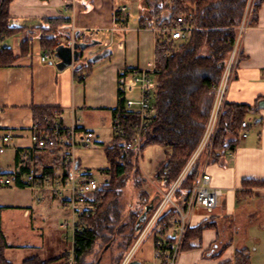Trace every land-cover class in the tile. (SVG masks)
<instances>
[{
    "label": "crops",
    "instance_id": "obj_1",
    "mask_svg": "<svg viewBox=\"0 0 264 264\" xmlns=\"http://www.w3.org/2000/svg\"><path fill=\"white\" fill-rule=\"evenodd\" d=\"M116 8L115 0L12 1L10 24L25 28V31L6 39L17 60L11 66L0 67V136L7 132L13 136L10 145L15 166L10 172H18L21 161L24 166H35L39 170L44 166L56 168V174L65 171L62 165L57 167L60 163L57 155L63 159L57 150L36 147L31 140L29 129L35 122L34 106L56 107L60 110L57 119L61 123L69 127L78 122L86 131L95 134L93 142H102L103 133L110 130L112 141L113 110L119 104V73L128 68L152 69L156 66L153 28L141 27L136 21L130 24L128 14L115 16ZM59 18L71 21L57 31V35L61 34L68 43L73 37L79 42L93 38L101 42L84 52L78 63L80 66L86 65L93 55L109 50L107 56L92 66L85 81L75 74L77 63L59 70L56 66L59 59L53 54L42 61L45 54L41 46L42 34L36 29L44 26L48 19ZM29 31L33 38L29 53L24 55L21 42L30 36ZM240 53L242 58L229 83L226 101L255 106L258 100L261 99L259 103L264 100V1L257 20L247 24ZM249 116L253 117L256 127L246 118L250 124L248 136L238 141L232 154L205 168L212 176V185L221 188L224 195L213 212L196 208L197 212L195 210L190 218L191 227L205 219H213L215 226L203 231L200 245L183 250L178 264H224L234 261L239 250H245L249 256L247 264H264V187L243 186L246 179L264 180V107L260 106ZM24 153L28 158L23 156ZM23 180L24 174L17 181L19 186L7 187L27 189L31 194V203L17 205L21 210V221H15L14 216L7 218L6 214L12 210L0 204L3 207V231L9 243L5 257L12 264H24L31 258L44 264H60L67 253L68 242L60 230L44 228L41 214L45 210L39 211L37 206L55 202L56 210L50 204L46 208L52 216L61 214V217L67 210L61 199L48 191L37 200L36 192L23 185ZM258 220H261L259 224ZM144 244L137 259L142 264H150L153 244L151 241Z\"/></svg>",
    "mask_w": 264,
    "mask_h": 264
},
{
    "label": "trees",
    "instance_id": "obj_2",
    "mask_svg": "<svg viewBox=\"0 0 264 264\" xmlns=\"http://www.w3.org/2000/svg\"><path fill=\"white\" fill-rule=\"evenodd\" d=\"M13 0H0V67H8L15 63L12 47L7 44L6 39L17 35L25 28L10 24L9 8ZM264 0H148L151 7L150 16L140 17V26L152 28L154 19L157 18V26L162 28L165 24H172L181 13L191 15V23L195 27L190 38L173 41L171 34L159 31L156 34L155 61L160 73L157 80V91L154 96L156 114L151 126L143 138L141 150H122L123 138L113 132L111 144L105 147V154L109 166L100 169L101 172L110 175V180L97 192V200L100 206L90 219V229L78 237L82 247L80 264L84 263L85 257L94 251L98 240L107 245H112L122 238L125 245L123 253L116 264H120L128 253L134 241L140 235L136 232L135 225L145 207L154 198L146 190L147 179L142 176L140 167V153L150 145H162L167 148L164 160L160 163L154 173V178L159 183L162 192H167L178 179L184 168L189 163L204 134L214 100L213 87L219 82L224 64L227 62L238 35L245 14L250 10L249 24L258 18L259 9ZM160 15V16H159ZM71 23L69 18L48 19L44 26L36 31L41 36V46L45 52L51 55L55 53L56 47L63 44L57 31ZM29 31L28 37L21 42L22 54L29 53V46L33 36ZM76 39V38H75ZM77 40V39H76ZM72 40H69V43ZM85 40V42H91ZM68 43V44H69ZM242 56L240 55L239 61ZM81 60V59H80ZM96 62L91 59L87 64L75 69V74L85 81L91 73V68ZM130 68L119 73V104L113 110L114 121H126L129 116L124 107L123 91L121 89V78ZM261 100V99H260ZM235 104L226 102L216 137L211 149H207L197 159V162L180 183L175 197L190 190L201 175L198 162L203 154H208L212 162H220L227 154L235 151L238 144V136L243 121L247 116L260 109L258 105ZM34 121L44 118L56 120L60 110L51 106L32 107ZM58 166L67 168L62 163L61 157ZM17 160V157H16ZM30 166L22 167L18 172L6 173L15 177L18 181L21 175ZM44 173H55L56 168L44 166ZM3 176L0 173V178ZM132 183L138 191L140 209H132L128 216L123 215L121 199L125 188ZM244 187H264V180H244ZM3 186L0 184V188ZM249 194V191H246ZM162 194L160 195V198ZM156 202V200H155ZM3 207L0 205V264H12L5 257V250L9 247L7 237L3 231L2 220ZM173 210H169L162 220L170 219ZM151 211L149 212L150 215ZM215 226L211 219H205L196 226H190L184 249L194 248L200 245L202 233L205 229ZM166 237L161 241L165 244ZM100 257H98L99 259ZM97 259V260H98ZM94 262V264L97 262ZM249 256L245 250L236 252L234 261L224 264H247ZM24 264H44L36 258L25 261ZM46 264V263H45ZM60 264H68L66 255Z\"/></svg>",
    "mask_w": 264,
    "mask_h": 264
},
{
    "label": "built area",
    "instance_id": "obj_3",
    "mask_svg": "<svg viewBox=\"0 0 264 264\" xmlns=\"http://www.w3.org/2000/svg\"><path fill=\"white\" fill-rule=\"evenodd\" d=\"M253 0H250L252 2ZM70 6H68L69 8ZM127 11L126 6L118 7L115 16ZM250 10L238 28L233 50L224 64V70L219 82L213 87L214 100L207 125L195 153L184 168L178 179L154 205L148 214L140 235L134 241L128 253L120 264H130L137 259V254L145 242L153 244V259L150 264H178L184 250L186 236L190 228V218L198 207L213 212L223 198V190L212 185V176L204 168L197 183L188 191L182 193L178 199L175 193L186 175L191 171L198 157L207 149H211L221 121L226 104V94L230 81L234 78L240 57V43L250 19ZM191 15L181 12L172 24H165L162 28L154 22L152 27L155 34L166 31L171 34L173 41L190 38L195 27L191 23ZM94 39V38H93ZM72 41H75L73 37ZM51 54L45 52L42 61H46ZM160 70L157 66L152 69L131 68L121 78V89L124 93V107L129 118L113 124V131L123 138L122 150L128 152L134 149L141 150L143 138L150 129L153 117L156 114L154 96L157 91V80ZM30 137L33 144L39 148L57 150L67 166L62 174L44 173L35 166L25 171L24 184L36 192L37 200H41L42 193L48 191L61 199L63 208L70 213L69 218L61 222L64 239L68 242L66 261L68 264H80L82 247L78 237L90 229V219L100 206L97 192L110 175L98 170L95 171L80 164L76 149L78 146H88L93 142L95 134L86 131L78 122L73 126H65L59 119L44 118L33 122L30 127ZM250 131V124L243 121L238 140L246 138ZM13 138L10 132L0 136V153H4L6 146ZM233 153V152H232ZM230 153V154H232ZM28 158L26 153L23 155ZM25 167L23 161L19 165ZM20 168V169H21ZM19 169V170H20ZM2 186H19L15 177L2 176ZM173 210L170 219L162 220L163 216ZM166 237L165 244L161 241ZM149 264V263H146Z\"/></svg>",
    "mask_w": 264,
    "mask_h": 264
},
{
    "label": "rangeland",
    "instance_id": "obj_4",
    "mask_svg": "<svg viewBox=\"0 0 264 264\" xmlns=\"http://www.w3.org/2000/svg\"><path fill=\"white\" fill-rule=\"evenodd\" d=\"M115 1L117 8L122 6L127 7V11L124 13V15L128 14L130 18V24H134L135 21L140 23L139 19L141 16H146V17L150 16L151 7L148 5V0H115ZM170 1L171 0H167L166 4L168 5ZM157 19L158 16L157 18L154 19V22H157ZM60 36L61 34L59 35V37ZM60 39L62 40L63 43L66 44L68 43V40L65 37L61 36ZM106 43L107 41L104 40V44ZM247 120L254 128L256 127L253 117H250L248 115ZM103 134L104 136L102 142L101 141L92 142L88 146L85 145L78 146L77 149L78 148L79 149L76 152L80 157L82 166L92 169L93 171H95L96 175H98L97 174L98 170L104 169L109 166L105 154V147L111 144L110 130L108 131L106 130V132H104ZM10 144L11 142L9 143L8 146H6L5 153H0V173H2L3 176H8L6 173H10V171L13 170L15 166V161H14L15 156ZM166 151L167 148H165L162 145H150L145 148L142 154L140 153L139 161L142 170V176L147 179L145 188L150 192V194H152L151 196L157 197L155 204L158 202V200H160V195L163 194V192L159 183L154 178V173L158 168V166L160 165V163L164 160ZM210 163H213L212 159L209 157L208 154L206 155L205 153L198 162L201 170L206 168ZM97 177H99V175ZM109 180L110 177L109 179H106V181H104L102 185L108 182ZM7 187L8 186L0 188V204H3L6 207H10L9 209L12 210L6 214L7 218L9 216H14L15 221L20 222L21 210L17 207V205H25L27 203H31L32 201L31 194L27 189H10ZM138 199L139 198H138L137 189L134 187L132 183H129L128 186L125 188L123 197L121 199L124 216H128V214L132 209H137V210L140 209L141 206L139 204ZM48 204L54 206L55 210L57 208V204L55 202L54 203L43 202L42 205H38L37 208L39 211H41V209H43V211L45 210V213L43 212L41 214L43 215V219H44L43 221H41L42 222L41 224H43L44 228L51 227L56 231L60 230V232L62 233L63 230L59 228L58 223H61L62 221H64V219L69 218L70 213L64 212L61 217H60L61 214L52 216L48 213V209H46L48 208L47 207ZM10 205H12V207ZM197 209H195L196 210L195 212H197ZM212 221L214 222L213 219ZM257 222L259 224L261 220H258ZM103 247H104V242L102 240H98L95 245L94 251L85 257L83 264H94V262L98 259V257H101V264H116L120 255L123 253L125 245H123L122 238H120L117 240V242H115L112 245V247L110 248L108 247V249L102 251Z\"/></svg>",
    "mask_w": 264,
    "mask_h": 264
},
{
    "label": "water",
    "instance_id": "obj_5",
    "mask_svg": "<svg viewBox=\"0 0 264 264\" xmlns=\"http://www.w3.org/2000/svg\"><path fill=\"white\" fill-rule=\"evenodd\" d=\"M101 44V42L97 39H92L91 42H79L75 39V41H71L69 44H60L56 47L54 56L59 59L56 66L59 70H64L68 67H72L77 63V66L80 67L78 64L80 59L83 57L84 52L93 46H97ZM109 50H104L101 53L93 55L90 59L94 62H97L107 56ZM261 107H264V100L259 103ZM157 197H154L151 202L145 207L144 212L139 216L135 230L136 232H140L147 221L148 214L150 211L153 210L155 205V200ZM110 245H107L105 249H108ZM95 264H101V257L97 260ZM130 264H142V262L138 259H134L131 261Z\"/></svg>",
    "mask_w": 264,
    "mask_h": 264
}]
</instances>
